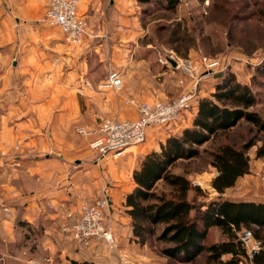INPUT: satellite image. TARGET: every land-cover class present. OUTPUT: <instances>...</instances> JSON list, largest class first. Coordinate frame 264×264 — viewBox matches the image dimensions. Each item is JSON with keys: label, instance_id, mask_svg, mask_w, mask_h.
I'll return each instance as SVG.
<instances>
[{"label": "crops", "instance_id": "0c3cea01", "mask_svg": "<svg viewBox=\"0 0 264 264\" xmlns=\"http://www.w3.org/2000/svg\"><path fill=\"white\" fill-rule=\"evenodd\" d=\"M48 1L0 0V261L164 264L155 246L132 240L123 206L132 173L150 151L101 156L91 147L98 134L77 131H94L104 118L135 119L129 100L153 102L168 88L172 99L190 79L140 42L146 16L137 0H79L89 31L75 48L46 24ZM109 72L118 74L119 89L107 84ZM195 109L180 125L192 122ZM104 190L117 248L101 241L77 251L70 228L80 205Z\"/></svg>", "mask_w": 264, "mask_h": 264}, {"label": "trees", "instance_id": "16d2710c", "mask_svg": "<svg viewBox=\"0 0 264 264\" xmlns=\"http://www.w3.org/2000/svg\"><path fill=\"white\" fill-rule=\"evenodd\" d=\"M137 2L145 13L150 6L175 11L179 0ZM254 70L253 86H264L258 79L264 80V60ZM257 95L251 85L240 84L233 75L223 76L209 97L198 98L189 126L170 135L157 149L140 158L132 173L135 186L123 201L135 243L156 244L168 263L180 264H192L202 254L203 264H239L245 258L239 235L246 229H251L254 238L264 246V201L227 195L249 172L247 150L256 145L255 138L240 146L224 141L208 153L209 164L217 174L211 188L218 194L208 201H198L203 191L192 187L186 176L171 171L180 161L199 158L203 152L200 147L220 140L243 121L263 137L256 156H264V118L254 110L260 102ZM159 182L171 192L155 190ZM215 231L222 238L211 241L210 234ZM252 262L264 264V249Z\"/></svg>", "mask_w": 264, "mask_h": 264}, {"label": "rangeland", "instance_id": "374dc122", "mask_svg": "<svg viewBox=\"0 0 264 264\" xmlns=\"http://www.w3.org/2000/svg\"><path fill=\"white\" fill-rule=\"evenodd\" d=\"M207 1L208 5L205 8L203 0H179L175 11H163L154 6L147 7L145 12L146 31L140 37V42L153 44L163 62H165V57L169 58V54L177 59L188 60L193 70H196V76L204 74L205 69L213 70L212 75L201 77L198 80L195 90L196 101L198 98L209 97L214 90L215 83L220 81L223 76L233 75L240 84L251 85L253 91L257 92V96L260 98V102L254 110L264 118V86H253L251 80L255 75L254 67L264 60V0ZM213 62L216 64L210 66ZM156 64H158L157 61ZM167 77L168 85H170V72ZM187 77L190 82H186L187 86H183L175 97L183 91L192 89L194 79ZM258 79L264 83L263 79L260 77ZM179 83L181 85L182 82L179 81ZM164 94L165 97L152 101L168 102L175 98L171 99L168 96L171 94L169 88L164 90ZM180 124L169 128H158L159 131H162L160 136L157 135V132L150 131L145 141L135 147L141 149V155L146 151L157 149L159 143L164 142L170 135L178 133L191 123L186 122L184 126ZM249 138H255L256 143L255 146L247 150L249 172L242 177L238 189H231L230 194L235 197L243 195L244 198L251 197L258 201H264V156H256V149L263 144V137L259 133L256 135L254 129L244 121L232 128L220 140L215 139L200 147L203 152L199 158L180 161L171 171L174 174L186 176L192 187L203 191L198 195V201L213 199L214 195L218 194L211 188V182L217 174L209 164L208 153L221 142L226 141L240 146ZM194 182H199L200 186H194ZM155 190L171 192L162 182L157 183ZM218 236L219 233L211 232L210 240L216 241ZM155 246L158 245L155 244ZM203 259L202 254L192 264H203ZM0 263L3 264L2 261ZM167 263L168 261L164 264Z\"/></svg>", "mask_w": 264, "mask_h": 264}, {"label": "built area", "instance_id": "2783aa9c", "mask_svg": "<svg viewBox=\"0 0 264 264\" xmlns=\"http://www.w3.org/2000/svg\"><path fill=\"white\" fill-rule=\"evenodd\" d=\"M207 5L208 1L203 0V7L205 8ZM78 6L79 0H49L44 11L46 24L57 28L63 36V41L74 48L88 36L89 31L88 23L79 14ZM168 56L169 60L174 61L176 71L194 79L192 89L183 91L168 102L149 103L129 100L136 108L137 118L124 120L117 117L104 118L94 131L82 128L78 130L77 133L83 136L98 134L95 141L91 143V147L97 148L101 156H122L127 148L138 146L145 141L149 128H169L183 122L186 114L196 107L197 82L201 77L212 75L213 70L205 69L204 74L196 76V70H193L188 60L177 59L170 54ZM215 64L216 62H213L210 66ZM107 84L119 89L118 74L109 72ZM193 185L200 186L199 182H194ZM109 203V194L104 190L97 199L90 203L83 202L80 205L79 217L70 228V237L77 251H83L92 243L101 241H104L111 250L117 248L115 236H113V226L108 220ZM239 240L245 249V258L239 260V264H254L252 258L259 254L264 246L254 238L251 229L242 230ZM46 261L49 260L46 259ZM120 263L128 264L129 261L126 257H120Z\"/></svg>", "mask_w": 264, "mask_h": 264}, {"label": "water", "instance_id": "95a60500", "mask_svg": "<svg viewBox=\"0 0 264 264\" xmlns=\"http://www.w3.org/2000/svg\"><path fill=\"white\" fill-rule=\"evenodd\" d=\"M170 63H171L173 66H174V64H175L174 61H172V60H170Z\"/></svg>", "mask_w": 264, "mask_h": 264}]
</instances>
